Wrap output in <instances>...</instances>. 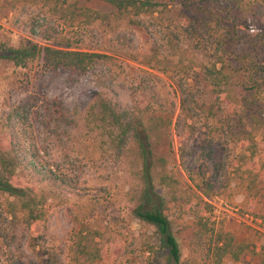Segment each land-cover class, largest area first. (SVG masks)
<instances>
[{
    "label": "rangeland",
    "instance_id": "rangeland-1",
    "mask_svg": "<svg viewBox=\"0 0 264 264\" xmlns=\"http://www.w3.org/2000/svg\"><path fill=\"white\" fill-rule=\"evenodd\" d=\"M67 3L98 10L102 16L95 21L79 16L65 20L66 5L53 0H0L1 43L14 47L24 40L50 47L68 43L71 49L109 57L77 75L63 69L50 71L39 61L25 69L0 63V137L4 114L12 106L24 105L42 162L68 181V186L59 188L51 181L18 175L20 186L31 188L41 199L45 216L35 226L41 237L35 251L27 245L29 231L16 224L12 255L22 264L39 263L38 251L49 252L59 264L162 263L148 252L157 247L154 229L131 215L140 187L135 152L128 145L116 148L106 130L92 121L90 108L101 95L119 114L149 105L174 121L179 112L175 81L189 72L199 74L193 82L199 92V112L187 133L177 137L171 126L166 137L158 139L154 152L164 163L153 168L154 185L165 200L164 215L179 246L180 264H210L211 235L200 232L199 221L261 254L264 134L255 139L257 165L251 167L237 156L241 147L225 136L226 123L212 118L218 109L221 119L225 117L221 113L229 111L202 80L201 67L207 60L174 39L177 13L139 18L143 22L139 28L132 14L120 17L86 0ZM237 18L264 23V0H243ZM64 117L68 123L62 122ZM6 201L0 196V209ZM86 253L96 256L90 260ZM258 263L250 254L238 263L223 261Z\"/></svg>",
    "mask_w": 264,
    "mask_h": 264
},
{
    "label": "trees",
    "instance_id": "trees-1",
    "mask_svg": "<svg viewBox=\"0 0 264 264\" xmlns=\"http://www.w3.org/2000/svg\"><path fill=\"white\" fill-rule=\"evenodd\" d=\"M53 1L66 5L63 11L65 20L79 16L95 21L102 16L98 10L85 6L77 9L75 5L67 3L69 0ZM242 1L86 0L95 6L112 9L120 17L132 14L138 19L134 24L139 28L143 25L141 18L163 15L171 10L176 12L178 22H173L177 30L176 34L173 33L174 39L187 43L195 53L207 60L201 67L202 80L211 89L215 100L224 102L229 111L221 113L225 116L221 119L217 108L218 112L213 111L212 118L223 125L226 123L225 136L236 147H241L242 151L237 156L254 167L257 165L255 154L259 146L255 139L259 134H264V23L253 24L237 18V13L242 9ZM76 10H79L77 15L74 13ZM108 58L99 53L71 49L68 43L50 47L24 40L14 47L0 42V63H8L20 69L39 61L50 71L63 69L77 75L84 74ZM198 75H190L189 72L176 79L179 112L174 121L160 111L153 112L149 105L144 110L138 108L129 114H119L101 95L97 96L90 108L92 121L106 130L107 137L112 139L116 148L128 145L135 152L140 187L131 215L138 222L154 229L157 247H152L148 252L156 260L161 259V264H180V250L170 222L164 215L165 200L154 185L153 168L156 164L163 166L164 163L163 159L155 156L154 150L158 146V139L165 138L171 126L177 137L191 129L189 122L195 120L200 109L197 99L199 92L194 85ZM213 109L210 108V111ZM27 111L24 105L12 106L2 118L0 196H6L7 201L3 209H0V264H22L20 259L12 255L16 224L19 223L29 231V248L34 250L41 239L35 226L44 219L43 203L31 188L20 186L18 175L51 181L59 188L68 186V181L62 175L42 162L29 133ZM220 111L224 112L221 107ZM62 122L68 123V119L64 117ZM185 154L186 150L182 148L180 158L183 159ZM161 179L165 180V177ZM198 226L202 234L211 235L207 251L210 264H223L226 258L238 263L247 254L258 258V264H264V249L261 254H257L244 242L236 241L232 235L221 231L214 233L208 229L206 221H199ZM86 254L90 260L96 256ZM36 259L39 263L35 264H59L49 252L38 251Z\"/></svg>",
    "mask_w": 264,
    "mask_h": 264
}]
</instances>
